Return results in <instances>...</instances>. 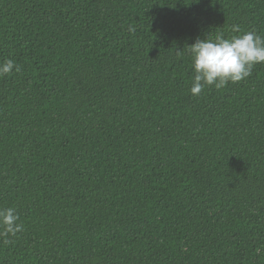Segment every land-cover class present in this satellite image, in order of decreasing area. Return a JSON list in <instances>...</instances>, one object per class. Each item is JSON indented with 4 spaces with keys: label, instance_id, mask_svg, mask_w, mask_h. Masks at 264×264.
Here are the masks:
<instances>
[{
    "label": "trees",
    "instance_id": "1",
    "mask_svg": "<svg viewBox=\"0 0 264 264\" xmlns=\"http://www.w3.org/2000/svg\"><path fill=\"white\" fill-rule=\"evenodd\" d=\"M246 31L264 0H0V264H264V63L190 92Z\"/></svg>",
    "mask_w": 264,
    "mask_h": 264
},
{
    "label": "clouds",
    "instance_id": "2",
    "mask_svg": "<svg viewBox=\"0 0 264 264\" xmlns=\"http://www.w3.org/2000/svg\"><path fill=\"white\" fill-rule=\"evenodd\" d=\"M135 29L130 27L129 31ZM233 32H239L234 26ZM191 56L192 95H199L205 86L224 87L229 81L239 82L251 74L252 68L264 63V36L246 31L225 38L217 33L214 38L196 39L188 46ZM19 67L12 59L0 62V77L7 76ZM19 216L12 207L0 208V236L16 235L22 230Z\"/></svg>",
    "mask_w": 264,
    "mask_h": 264
}]
</instances>
